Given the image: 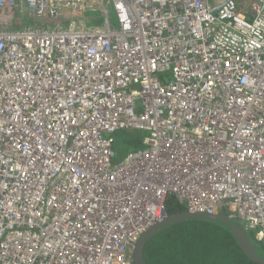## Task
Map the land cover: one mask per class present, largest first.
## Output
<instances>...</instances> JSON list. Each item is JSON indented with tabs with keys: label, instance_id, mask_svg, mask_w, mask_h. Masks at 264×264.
<instances>
[{
	"label": "built area",
	"instance_id": "2783aa9c",
	"mask_svg": "<svg viewBox=\"0 0 264 264\" xmlns=\"http://www.w3.org/2000/svg\"><path fill=\"white\" fill-rule=\"evenodd\" d=\"M102 7L105 28L86 27ZM15 8L32 24L6 28ZM0 15V102L21 119L0 107V264H133L171 194L264 240V0H0ZM117 130L147 133L121 163Z\"/></svg>",
	"mask_w": 264,
	"mask_h": 264
},
{
	"label": "trees",
	"instance_id": "16d2710c",
	"mask_svg": "<svg viewBox=\"0 0 264 264\" xmlns=\"http://www.w3.org/2000/svg\"><path fill=\"white\" fill-rule=\"evenodd\" d=\"M127 134L123 140L129 146H140L138 133ZM165 209L170 214L186 207L171 194L166 197ZM247 234L255 243L256 253L264 257V240H254ZM144 258L147 264H259L251 261L239 248L226 224L200 218L185 219L157 231L144 249Z\"/></svg>",
	"mask_w": 264,
	"mask_h": 264
},
{
	"label": "water",
	"instance_id": "95a60500",
	"mask_svg": "<svg viewBox=\"0 0 264 264\" xmlns=\"http://www.w3.org/2000/svg\"><path fill=\"white\" fill-rule=\"evenodd\" d=\"M200 218L208 220H216L226 224L233 232L234 239L236 240L239 248L246 254V256L253 262L264 264V257L257 254L255 251V243L252 242L247 230L239 225L235 220L229 218L225 214L209 215L200 212H190L188 210L177 211L167 214L162 220L155 222L149 226L138 238L132 248V262L133 264H147L144 258V249L148 241L165 226L173 223L181 222L185 219Z\"/></svg>",
	"mask_w": 264,
	"mask_h": 264
},
{
	"label": "rangeland",
	"instance_id": "374dc122",
	"mask_svg": "<svg viewBox=\"0 0 264 264\" xmlns=\"http://www.w3.org/2000/svg\"><path fill=\"white\" fill-rule=\"evenodd\" d=\"M19 14L18 8H15V14L13 15V13L10 14V16L5 15V19L4 22L6 23V28H20V23L22 24V22H26L29 23L28 18H23L26 17V15L22 16V19H18L16 18ZM3 15V14H2ZM1 16V15H0ZM106 13L103 9L101 8H86L84 10V18H85V26L86 27H96V26H102L103 28H105V23H106ZM3 17H0V20L2 21ZM109 19L111 20L113 25H116V20H115V16L114 14L111 12V14L109 15ZM50 27H52V24H49ZM127 133L130 132H126L124 130H117L113 135L115 138V142L113 144V150H114V162L116 163H121L124 160V157L126 155V153L130 150L133 149L134 147L129 146L124 139L125 135ZM138 138L142 139L144 136H146V132H139L138 133ZM128 135V134H127ZM131 138V137H129ZM143 145L142 143L140 144V146H136V148H142ZM238 223H240L238 220L236 221ZM241 225V223H240ZM247 232L249 234L252 235L253 239L256 240L257 236L256 234H258V230H247Z\"/></svg>",
	"mask_w": 264,
	"mask_h": 264
},
{
	"label": "bare ground",
	"instance_id": "6f19581e",
	"mask_svg": "<svg viewBox=\"0 0 264 264\" xmlns=\"http://www.w3.org/2000/svg\"><path fill=\"white\" fill-rule=\"evenodd\" d=\"M101 9H103V10H106V9H109V8H107V7H102ZM106 12V11H105ZM71 17L67 20L66 19V23H69V22H71ZM23 25V24H22ZM88 28H90V27H88ZM77 68V67H76ZM107 75H109V73H106V76ZM25 77H27V82L29 83L30 82V77H29V75L28 74H25L24 75ZM72 93L74 94V96L73 97H71V100L73 101L74 99H75V90H72ZM11 96L12 97H14V99H12V100H16V101H19L20 103H22L21 101H22V99L24 100L25 99V101L24 102H30V101H34L35 100V94H34V92L33 91H31L30 89H21V88H18V89H16V90H13L12 91V93H11ZM22 96H24L25 98H22ZM17 104H16V102H8V103H1L0 102V107H2V109L1 110H3V109H7L8 110V107H10L11 108V113H13V112H16L17 114H18V117H17V121H20L21 119H20V115H19V112H18V109H17V107L18 106H16ZM15 116H11V119L12 120H15ZM63 119H66L65 117L63 118ZM6 132H9L8 131V129H6ZM85 133V132H84ZM62 139H65L64 137L62 138ZM41 143L40 142H38L37 143V146H39ZM17 146V145H16ZM24 152H27L30 148L29 147H20ZM236 158L240 161V162H242V157H241V155H237L236 156ZM218 159H221V155H214L213 156V162L214 163H216L217 162V160ZM226 166H227V168H226V172L229 170H231V165L229 164V163H226ZM16 168H18V169H20V166L19 165H16ZM245 168H243V167H241V166H237L235 169H234V173L235 174H240V173H243V172H245ZM226 175H228L229 173H225ZM214 190L216 191V192H220V189H218V188H215L214 187ZM9 200H11L12 202H16L17 201V199L16 198H14L12 195H9ZM5 208H3V207H0V212L1 213H3L4 211H6V210H4ZM262 219H264V217H262ZM159 221V220H158Z\"/></svg>",
	"mask_w": 264,
	"mask_h": 264
},
{
	"label": "crops",
	"instance_id": "0c3cea01",
	"mask_svg": "<svg viewBox=\"0 0 264 264\" xmlns=\"http://www.w3.org/2000/svg\"><path fill=\"white\" fill-rule=\"evenodd\" d=\"M68 18V17H67ZM29 23H23L24 25H30V24H32V21H28Z\"/></svg>",
	"mask_w": 264,
	"mask_h": 264
},
{
	"label": "flooded vegetation",
	"instance_id": "af4514ba",
	"mask_svg": "<svg viewBox=\"0 0 264 264\" xmlns=\"http://www.w3.org/2000/svg\"><path fill=\"white\" fill-rule=\"evenodd\" d=\"M70 18V16H68L67 20Z\"/></svg>",
	"mask_w": 264,
	"mask_h": 264
}]
</instances>
